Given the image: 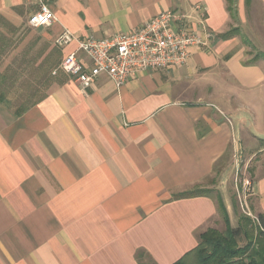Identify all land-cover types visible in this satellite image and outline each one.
Returning a JSON list of instances; mask_svg holds the SVG:
<instances>
[{
	"label": "crops",
	"instance_id": "crops-1",
	"mask_svg": "<svg viewBox=\"0 0 264 264\" xmlns=\"http://www.w3.org/2000/svg\"><path fill=\"white\" fill-rule=\"evenodd\" d=\"M46 2L58 21L31 27V41L21 29L35 5L0 0V60L23 46L24 64L41 59L50 78L45 96L21 113L0 97V264H142L138 254L146 264H173L220 216L210 190L175 195L222 170L225 183L231 156L237 165L236 155L264 154V54L247 59L242 30L232 26L247 22L246 2L236 18L226 0ZM197 4L211 36L182 66L141 71L121 87L100 75L86 93L60 68L77 48L56 45L65 28L105 38L164 11L196 26ZM258 171L252 194L264 225V163Z\"/></svg>",
	"mask_w": 264,
	"mask_h": 264
},
{
	"label": "built area",
	"instance_id": "built-area-1",
	"mask_svg": "<svg viewBox=\"0 0 264 264\" xmlns=\"http://www.w3.org/2000/svg\"><path fill=\"white\" fill-rule=\"evenodd\" d=\"M25 2L36 7L27 20L30 27H48L58 21L46 0ZM196 8L201 16L196 26L189 24L185 15L164 11L135 31L105 38L83 39L65 28L56 37V45L65 47L76 43L77 48L64 57L60 68L75 79L86 93L100 75H106L117 87H121L141 71L182 66L190 60L192 49L205 47L207 38L211 36L204 19L205 8L201 4H197ZM81 52L88 62L80 58Z\"/></svg>",
	"mask_w": 264,
	"mask_h": 264
},
{
	"label": "rangeland",
	"instance_id": "rangeland-1",
	"mask_svg": "<svg viewBox=\"0 0 264 264\" xmlns=\"http://www.w3.org/2000/svg\"><path fill=\"white\" fill-rule=\"evenodd\" d=\"M238 3L239 0L235 4L236 7H238ZM245 7L247 22L240 23L234 20L232 26L238 25L242 30V39L247 46L246 56L247 59L252 60L257 55L264 54V7L257 0H251L249 4L245 3ZM29 29L31 30V27L26 25L25 28L21 29V34H30V40L33 41L36 39V35L34 32L28 33ZM30 46L33 49H29ZM42 46L41 42L34 47L29 44L26 49V52L28 49L30 50V56L28 57L34 56ZM23 48V46L16 49L10 47L11 51L6 55L5 59L0 60V97L7 100L14 109H19L24 107V105L39 100L45 94L50 81V78L37 67L39 62L42 61L41 59L37 64H35L34 60H29L28 65L24 64ZM14 57L16 59L13 60ZM237 157L239 158L238 169L237 167L235 168V157L231 156L227 161V170L225 169V172H228V180L225 183H222L224 178L222 176L224 170H222L221 174L209 178L201 185L203 189L210 190L217 197L219 195L222 200V194L228 197L229 211L225 203L224 205L231 228L238 227L243 215L256 219L257 209L255 197L252 194V184L255 177L259 174V171L257 172L258 165L264 163V154L259 152L253 157L245 154L241 158L239 155ZM261 172L262 169L260 170ZM229 223H227L223 211L220 209V216L214 220L213 226L209 228L224 231Z\"/></svg>",
	"mask_w": 264,
	"mask_h": 264
},
{
	"label": "trees",
	"instance_id": "trees-1",
	"mask_svg": "<svg viewBox=\"0 0 264 264\" xmlns=\"http://www.w3.org/2000/svg\"><path fill=\"white\" fill-rule=\"evenodd\" d=\"M250 1L245 0L246 4H249ZM226 2L228 3L230 14L233 18H236L237 8L235 4L237 0H226ZM237 31L238 28L230 29L220 34V37L230 38ZM44 96L45 94L39 100ZM25 109V106L21 107L17 109V112L21 113ZM203 192L207 191L201 187H194L190 191L176 194L175 197L194 196ZM218 205L223 211L227 223H229L224 202L219 196ZM241 219L242 221L237 228H231L229 223L224 231L208 228L200 233L198 245L173 264H264L263 216L258 215L257 219H252L249 216L243 215ZM138 260L142 264H146L144 256L138 254Z\"/></svg>",
	"mask_w": 264,
	"mask_h": 264
}]
</instances>
